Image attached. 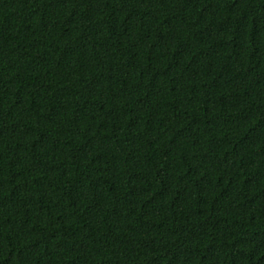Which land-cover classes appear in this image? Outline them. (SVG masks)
I'll use <instances>...</instances> for the list:
<instances>
[{
	"label": "trees",
	"instance_id": "1",
	"mask_svg": "<svg viewBox=\"0 0 264 264\" xmlns=\"http://www.w3.org/2000/svg\"><path fill=\"white\" fill-rule=\"evenodd\" d=\"M0 264H264V0H0Z\"/></svg>",
	"mask_w": 264,
	"mask_h": 264
}]
</instances>
